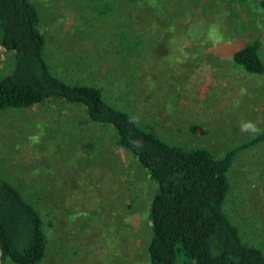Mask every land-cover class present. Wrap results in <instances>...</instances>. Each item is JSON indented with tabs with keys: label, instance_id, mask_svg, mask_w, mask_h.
Returning a JSON list of instances; mask_svg holds the SVG:
<instances>
[{
	"label": "rangeland",
	"instance_id": "1",
	"mask_svg": "<svg viewBox=\"0 0 264 264\" xmlns=\"http://www.w3.org/2000/svg\"><path fill=\"white\" fill-rule=\"evenodd\" d=\"M32 1L53 71L101 88L167 142L220 157L264 129V75L233 60L246 42L264 60V15L252 12L264 0ZM13 66L0 45V77ZM244 122L257 130L241 131ZM0 174L44 218L43 264H148L156 185L83 107L0 111ZM229 177L224 209L264 253V143L240 152Z\"/></svg>",
	"mask_w": 264,
	"mask_h": 264
},
{
	"label": "trees",
	"instance_id": "2",
	"mask_svg": "<svg viewBox=\"0 0 264 264\" xmlns=\"http://www.w3.org/2000/svg\"><path fill=\"white\" fill-rule=\"evenodd\" d=\"M203 8L210 10V5ZM252 12L260 18L264 7L258 5ZM0 45L14 53L12 71L0 77V111L46 104L81 106L91 122L115 130L117 143L137 158L155 183L148 264H264L263 251L243 240L224 209L236 157L263 144L264 129L220 157L205 147L167 142L108 102L101 88L67 82L53 71L46 57L41 10L32 0H0ZM233 60L248 73L264 75L257 43L236 49ZM48 246L41 212L0 174V264H43Z\"/></svg>",
	"mask_w": 264,
	"mask_h": 264
},
{
	"label": "clouds",
	"instance_id": "3",
	"mask_svg": "<svg viewBox=\"0 0 264 264\" xmlns=\"http://www.w3.org/2000/svg\"><path fill=\"white\" fill-rule=\"evenodd\" d=\"M257 129L252 122H244L241 124V131H253L255 132Z\"/></svg>",
	"mask_w": 264,
	"mask_h": 264
}]
</instances>
